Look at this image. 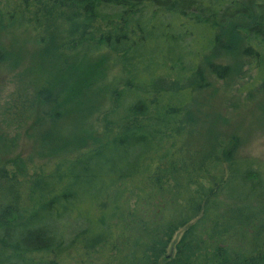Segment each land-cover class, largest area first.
Masks as SVG:
<instances>
[{
	"label": "trees",
	"instance_id": "16d2710c",
	"mask_svg": "<svg viewBox=\"0 0 264 264\" xmlns=\"http://www.w3.org/2000/svg\"><path fill=\"white\" fill-rule=\"evenodd\" d=\"M254 9L0 0L2 26H31L34 44L74 62L6 108L39 119L33 155L0 166V264H264V160L245 153L264 136V0ZM242 18L249 63L202 72ZM3 136L0 156L14 146Z\"/></svg>",
	"mask_w": 264,
	"mask_h": 264
},
{
	"label": "rangeland",
	"instance_id": "374dc122",
	"mask_svg": "<svg viewBox=\"0 0 264 264\" xmlns=\"http://www.w3.org/2000/svg\"><path fill=\"white\" fill-rule=\"evenodd\" d=\"M242 1L249 7L252 16H254L255 4L259 0ZM250 22V20L243 18L238 19L219 35L220 39L216 48L200 61L202 72H206L207 67L211 64L241 68V63H249V61H244L240 55L244 41L240 38L238 29L246 28ZM32 30L33 28L28 27V25L6 29L0 24V50L4 56L3 64L0 65V134L6 136H3L6 139L8 137L10 144L12 142L14 145L12 149L5 150L0 156V166L3 163H10L16 159L20 160L33 155L32 129L39 119L38 114L34 112L23 119L19 117L13 119V116H9L10 113H7L6 108L9 107V101L13 99V93L21 88H28L30 91L34 89L33 84L39 86L42 82L51 87L55 86L58 83L57 79L60 80L63 73V71L58 72L60 63H74L71 61L72 58L62 62L63 60L58 55L49 53L51 49L49 51L47 49L42 50L37 44H34L32 38L34 30ZM86 63H89V58ZM101 63H107V59H102ZM240 73V77L243 79L242 83L252 79L255 74L254 71H249L246 66L242 68ZM68 92L67 98L72 97L73 90H68ZM64 96L66 98V95ZM74 127L75 124H72L71 127V123H67L65 126L66 129H73ZM86 127L90 126L87 125ZM245 153L256 159L264 160V136H256L245 148ZM27 173L31 172L27 171ZM181 233L182 231L178 232L173 240H178Z\"/></svg>",
	"mask_w": 264,
	"mask_h": 264
}]
</instances>
